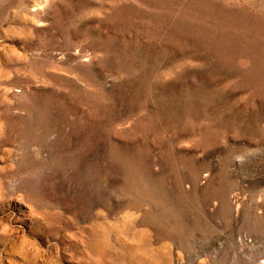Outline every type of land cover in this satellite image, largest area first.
Returning a JSON list of instances; mask_svg holds the SVG:
<instances>
[{
	"label": "rangeland",
	"instance_id": "1",
	"mask_svg": "<svg viewBox=\"0 0 264 264\" xmlns=\"http://www.w3.org/2000/svg\"><path fill=\"white\" fill-rule=\"evenodd\" d=\"M0 264H264V0H0Z\"/></svg>",
	"mask_w": 264,
	"mask_h": 264
}]
</instances>
